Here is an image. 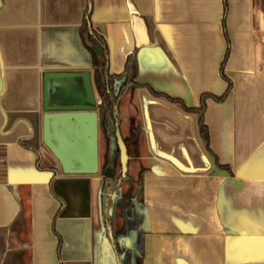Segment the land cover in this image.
<instances>
[{
    "label": "crops",
    "instance_id": "0c3cea01",
    "mask_svg": "<svg viewBox=\"0 0 264 264\" xmlns=\"http://www.w3.org/2000/svg\"><path fill=\"white\" fill-rule=\"evenodd\" d=\"M86 10L110 73L130 59L136 82L187 107L207 95L210 150L178 103L137 87L118 105L141 189L124 263L264 264V0H0V264H119L101 175H63L42 142L43 73L92 75ZM81 86L51 80L49 103Z\"/></svg>",
    "mask_w": 264,
    "mask_h": 264
},
{
    "label": "water",
    "instance_id": "95a60500",
    "mask_svg": "<svg viewBox=\"0 0 264 264\" xmlns=\"http://www.w3.org/2000/svg\"><path fill=\"white\" fill-rule=\"evenodd\" d=\"M77 77L82 95L59 104H50V81ZM42 142L59 164L63 175H94L98 171V115L91 75L82 71H46L42 76ZM121 175L127 171V151L117 123ZM125 253H122V257Z\"/></svg>",
    "mask_w": 264,
    "mask_h": 264
},
{
    "label": "trees",
    "instance_id": "16d2710c",
    "mask_svg": "<svg viewBox=\"0 0 264 264\" xmlns=\"http://www.w3.org/2000/svg\"><path fill=\"white\" fill-rule=\"evenodd\" d=\"M90 12L88 10L85 11V16L83 18L81 28H80V36L85 48L89 51L91 56V81L92 87L95 94L99 97L98 108L100 111V121L99 127L100 130L104 133L114 134V123L118 118V105L123 96L127 93H133L135 88L144 87L146 88L151 95L156 97H164L170 102L178 103L184 111L193 112L197 114V127L198 133L203 141L204 148L206 150L209 149V135L208 129L203 122V112L205 108V98L206 94H202L199 99V105L197 107H187L181 99L176 97H171L165 93L159 92L153 89L148 84L138 83L134 80L135 77H131L128 71V64L130 63V59H127L125 64V69L118 73L112 74L108 69V49L107 44L104 37L93 30L90 26L89 21ZM123 80V83L118 88L116 94L113 93L112 87L114 82ZM230 89V82L227 84V89L220 97H215L216 100H221L227 94ZM220 167L229 168L227 165H221L217 163ZM37 168H45L49 169L53 172L56 171V168L52 166L43 167L40 165V157L37 153L36 159ZM129 179L122 178L121 175H113L111 169H107L103 173V183L100 192L101 199V219L103 226L107 231L111 227V204L114 201V198L119 191L121 185ZM109 242L111 243V247L113 249L116 260L119 264H125L124 258L128 251L126 244L122 248V251H119L118 245L114 237H109ZM58 245H60V238L58 241ZM122 253L125 255L122 257ZM133 260V259H132ZM132 262V261H131Z\"/></svg>",
    "mask_w": 264,
    "mask_h": 264
},
{
    "label": "rangeland",
    "instance_id": "374dc122",
    "mask_svg": "<svg viewBox=\"0 0 264 264\" xmlns=\"http://www.w3.org/2000/svg\"><path fill=\"white\" fill-rule=\"evenodd\" d=\"M61 96L71 95L70 90L66 91L63 89ZM70 93V94H69ZM96 100V97H95ZM98 112V110L96 109ZM133 163V161H132ZM131 161L128 157L126 177L125 181L121 187L120 192L118 191L114 201L111 204V232L118 245V250L122 251V248L129 240V237L139 230V210L140 200H141V189H140V172L136 168H132ZM106 164H110L114 167L115 175L119 174L120 163L118 159L117 149L112 138L102 136L98 133V171L96 174L101 175L102 170ZM136 213V215L134 214ZM139 238V237H138ZM137 251L126 252L124 258L129 260V257L136 259Z\"/></svg>",
    "mask_w": 264,
    "mask_h": 264
},
{
    "label": "flooded vegetation",
    "instance_id": "af4514ba",
    "mask_svg": "<svg viewBox=\"0 0 264 264\" xmlns=\"http://www.w3.org/2000/svg\"><path fill=\"white\" fill-rule=\"evenodd\" d=\"M123 83V80H120V81H116V82H114V84H113V87H112V91H113V93L114 94H116L117 93V91H118V88L120 87V85ZM128 94V93H127ZM126 94V95H127ZM130 94V93H129ZM94 96L96 97V100H95V106H96V108H95V110L97 109L98 110V112H97V115H98V133L100 132L101 134H102V136H105V137H110V138H112V140H113V142L115 143V146H116V149H117V154H118V159H119V163H120V156H119V148H118V145H117V143H116V138H115V123H117V125H118V128H119V123H118V118H117V120L115 121V123H114V134H111V133H107V134H104L101 130H100V127H99V121H100V111H99V108H98V103H99V97L95 94V92H94ZM124 97V96H123ZM123 97L121 98V100L123 99ZM120 100V101H121ZM120 103V102H119ZM120 131V130H119ZM122 137V136H121ZM123 139V138H122ZM123 142L125 143V141H124V139H123ZM126 146V145H125ZM127 151V150H126ZM128 156V155H127ZM127 163H128V161H127ZM107 169H111V171H112V173H113V175H115V173H114V167L112 166V165H110V164H106L105 166H104V168H103V170H102V173H101V178H102V182H103V173L107 170ZM118 175H121V165H120V171H119V174ZM121 177H122V175H121ZM122 178H127L126 177V174H125V176L124 177H122ZM119 192H120V189H119Z\"/></svg>",
    "mask_w": 264,
    "mask_h": 264
}]
</instances>
